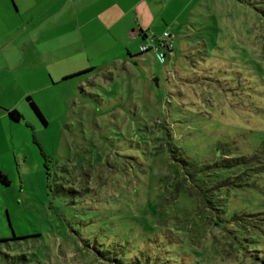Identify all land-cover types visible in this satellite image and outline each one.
<instances>
[{
	"label": "rangeland",
	"instance_id": "374dc122",
	"mask_svg": "<svg viewBox=\"0 0 264 264\" xmlns=\"http://www.w3.org/2000/svg\"><path fill=\"white\" fill-rule=\"evenodd\" d=\"M138 19L144 26L115 45H37L38 57L28 45L7 76L0 103L19 119L0 105V239H16L0 242V264H133L138 223L175 243L161 264L175 252L189 264H264V173L228 171L243 184L214 191L205 210L168 151L175 142L190 160L214 161L264 142V0H154ZM163 31L172 39L164 62L137 50ZM109 49L125 63L104 65ZM233 210L251 213L253 226L233 224ZM112 239L127 253L99 255Z\"/></svg>",
	"mask_w": 264,
	"mask_h": 264
},
{
	"label": "crops",
	"instance_id": "0c3cea01",
	"mask_svg": "<svg viewBox=\"0 0 264 264\" xmlns=\"http://www.w3.org/2000/svg\"><path fill=\"white\" fill-rule=\"evenodd\" d=\"M153 3L154 0H0V93L8 82L7 76L17 67L22 68L28 45L30 55L37 57V45L81 44L85 48L94 38L115 45L123 41L122 35L131 26H144L138 15L145 18ZM115 52L117 55L112 56L108 50L111 57L104 65L125 63L120 50ZM126 56H130L127 47ZM89 72L71 73L69 77ZM65 79L68 77L62 78ZM4 107V115L14 109Z\"/></svg>",
	"mask_w": 264,
	"mask_h": 264
},
{
	"label": "trees",
	"instance_id": "16d2710c",
	"mask_svg": "<svg viewBox=\"0 0 264 264\" xmlns=\"http://www.w3.org/2000/svg\"><path fill=\"white\" fill-rule=\"evenodd\" d=\"M147 50L143 51L146 52ZM140 53V52H139ZM167 56V53L164 52V58ZM164 62V61H163ZM89 70V69H88ZM85 71H79L75 74H79ZM26 101L28 102L30 108L32 111L35 113V115L38 117V119L45 124V120L43 116L41 115L40 111L34 104V102L31 100L29 96L25 97ZM7 116L10 120L16 121L19 119V113L16 111V109H9L7 110ZM173 148H170L168 151L170 153L171 159L175 160L177 163L173 165H178L180 169L177 170V166L175 167V171L177 170L178 172L181 171L183 173L182 179H185L186 176H188V179L186 178L187 182L189 181L192 185L194 184L195 192L201 193V197L203 199V203L205 206V210L211 209L213 207V203L216 200L215 193L220 192L223 190V193L226 191H229V189H236L238 186H241L243 183L242 182H234L231 176L227 174L228 171H233L234 168H241L240 175L237 173L234 177L235 179H243L246 177H250L252 175L258 174V173H264V156L261 154L264 151V142H261L257 144L256 146H252L250 153H245V154H240V155H235V156H230V157H221L220 159L211 161H202L199 162L196 159L190 160L186 157V154L182 151V148L177 145L175 142L171 144ZM224 147V146H222ZM225 147V149L229 148ZM177 149V151H175ZM213 155L215 156L216 151L223 152L225 151L224 148H216L213 149ZM225 154V153H222ZM0 183L2 184H8V180L6 175L0 170ZM215 210V208H213ZM224 211V210H223ZM262 212H257V213H252V214H260ZM251 214V213H248ZM248 214L244 213L239 214L236 212V210H233L232 213H230V218L233 224H239L244 226L245 228L252 227V223L248 218ZM244 216V217H243ZM222 216H217L218 220ZM242 217L244 218V222H242ZM246 217V218H245ZM247 220V222H245ZM217 223V222H216ZM139 224V232L141 233V240H140V246L139 248L136 249V251L132 254L133 257V264H161V262H158L162 260L163 257V251L167 250L170 251L169 248L173 249L175 247V243L172 241V239L168 236H163L161 241L156 240V238L153 236L155 234L151 229L146 230L143 228V226ZM248 224V225H247ZM258 224H254V227L258 229ZM101 226H97V230H100ZM105 230V229H101ZM259 230V229H258ZM262 231V230H259ZM239 233V232H237ZM157 235V234H156ZM244 234L239 233L238 234H233V239L235 240L236 244L238 246H246L245 242H249L247 238L243 236ZM107 237V236H106ZM113 236L112 238H114ZM128 236H123L125 240H123V245L128 243ZM256 237L252 236V239L254 241ZM10 239H16L15 236H12L11 238H1L0 242L10 240ZM105 239H102V241L98 244L101 245V243ZM120 240H122L120 238ZM113 242L108 244L106 249H103L102 247L97 250L99 255H109L111 258L110 254L113 252L109 250L108 248L112 247V249H115L116 247L119 248L118 250V255L123 256V252L126 250H122L123 245H119V243ZM148 241L147 244L145 242ZM151 245H153L151 247ZM147 246L153 250L152 254H149V249ZM254 249V248H253ZM252 249V250H253ZM148 250V251H147ZM107 251V252H105ZM105 253V254H104ZM117 253V251L113 252ZM112 253V254H113ZM136 253V254H135ZM105 255V256H106ZM114 255V254H113ZM18 259H22L23 256H17ZM177 252L174 253V257L170 258L168 264H189L188 262L183 263L181 258H177Z\"/></svg>",
	"mask_w": 264,
	"mask_h": 264
},
{
	"label": "built area",
	"instance_id": "2783aa9c",
	"mask_svg": "<svg viewBox=\"0 0 264 264\" xmlns=\"http://www.w3.org/2000/svg\"><path fill=\"white\" fill-rule=\"evenodd\" d=\"M161 40H156V44L150 45V44H139L138 45V51L143 52L145 50L153 49V51L158 56L159 60L161 62L164 61V52H168L170 50V47L172 46V39L169 37V34L167 31H163Z\"/></svg>",
	"mask_w": 264,
	"mask_h": 264
}]
</instances>
